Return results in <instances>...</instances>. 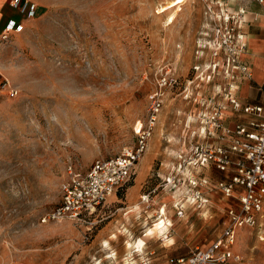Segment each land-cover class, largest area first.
<instances>
[{"label": "rangeland", "instance_id": "374dc122", "mask_svg": "<svg viewBox=\"0 0 264 264\" xmlns=\"http://www.w3.org/2000/svg\"><path fill=\"white\" fill-rule=\"evenodd\" d=\"M209 1L215 0L178 7L165 26L170 12L159 11L171 2L40 0L36 26L0 55L3 75L18 92L15 98L0 96V264H139L149 252L161 258L159 248L166 242L160 231L142 236L157 222L160 206L174 230L187 231L181 226L186 214L200 209L184 202L186 185L174 172L178 155L200 139L202 115L228 109L226 96L236 89L231 64L203 50ZM163 70L175 84L164 90L134 179L106 199L89 229L67 219L40 224L39 217L59 201L68 165L83 173L94 159L134 145L132 127L137 120L143 123ZM233 114L228 120L244 122L241 114ZM170 175L176 176L175 184L165 185ZM218 198L209 203L208 214L213 223L220 218L205 227L214 234L223 227L224 202ZM175 203L185 209L180 218ZM260 222L264 233V210ZM245 230L234 244L241 264H264V240H258L257 230ZM137 238L144 243L129 244Z\"/></svg>", "mask_w": 264, "mask_h": 264}, {"label": "built area", "instance_id": "2783aa9c", "mask_svg": "<svg viewBox=\"0 0 264 264\" xmlns=\"http://www.w3.org/2000/svg\"><path fill=\"white\" fill-rule=\"evenodd\" d=\"M19 14L33 17L37 7L29 0H7ZM177 3L181 7L192 0H161ZM264 0H215L205 3L203 16L209 24L203 33V50L210 53L213 60L229 62L231 74L250 78V71L239 62L245 53L246 35L242 28L246 22L247 11L244 3L261 5ZM235 4L234 8L227 3ZM23 31L22 24L9 23L0 33V43H7L10 35ZM175 84L170 71L163 70L156 79V93L148 102L143 123L135 121L132 127L135 143L126 146L105 159H94L83 173L73 171L68 165L66 179L59 183V201L39 217L40 224L62 219L75 224H83L88 229L94 224V216L103 203L114 195L117 189L132 180L135 166L141 160L148 138L155 126L156 116L162 107L164 90ZM16 88L0 74V96L15 98ZM226 103L234 113L241 114L244 122L227 124L222 118V109L214 108L202 115L203 130L186 153L178 155L174 172L180 176V184L186 185L184 202L195 211L208 207L211 199L222 200L223 224L218 236L206 248L193 247L186 255L168 257L167 264H241L242 257L232 252L236 231L251 228L256 231L258 240L263 241L260 219L264 210V106L242 104L235 94L228 93ZM210 169L224 175L211 180L202 171ZM165 178V185H174L176 176ZM178 179V180H179ZM177 180V181H178ZM175 215L180 218L184 207L175 203ZM157 222L165 219V213L158 211ZM160 228L166 226L163 222ZM164 235L160 237V240ZM142 255L139 264H146L147 255Z\"/></svg>", "mask_w": 264, "mask_h": 264}, {"label": "crops", "instance_id": "0c3cea01", "mask_svg": "<svg viewBox=\"0 0 264 264\" xmlns=\"http://www.w3.org/2000/svg\"><path fill=\"white\" fill-rule=\"evenodd\" d=\"M29 1L37 7L35 14L38 13L39 15L43 8V5L41 4L40 0H29ZM244 5L247 11V15L245 16L246 22L242 28V33L246 35V49H245V53L239 56V62L244 66H246L247 69H249L250 78L246 79L240 75H236L235 76L236 89L234 91V94L236 95L239 102H241L244 105L254 104L263 107L264 106V1L261 3V5H256L251 2H246L244 3ZM34 16L26 17L24 15H21L17 11V9L9 5L7 0H0V33L3 31L4 27L8 24V22H13L16 25L22 24L23 26V31L20 34L18 35L12 34L10 35L8 39L9 41L7 43H3V44L0 43V55L5 53L10 48L9 46H7L9 42L17 43L18 39L27 36L32 31L33 27L36 26L37 24V22L35 21L38 17L37 16L36 18H34ZM6 73H7L6 68L3 64H1V58H0V74L3 75ZM225 109L229 111V115L225 116L226 114H224L222 118L227 124H232L233 120L231 121L228 119H230L229 117L233 116L234 114L231 111L230 106L228 109L225 106ZM148 161L149 160L145 162L142 168L140 179L144 176V172L146 170ZM202 172L207 176H209L211 180L215 178L221 179L224 177L223 174L212 169H210L209 171L203 170ZM133 179L134 176L132 180ZM129 188H131L130 189L131 192H135V185H132ZM168 197H170L169 198L170 202L175 201L173 200L174 199L173 195L172 197L171 196ZM211 201L213 200L211 199ZM163 206L165 207V205ZM208 207L201 209L196 214H194L193 212L186 214L184 221L181 223L182 224L181 226L183 228L184 227L187 228L186 229L187 231L184 233H181L182 228L180 227L174 230V227H172L170 222L165 221L166 216L165 219L159 224L154 223L153 228H149L147 230L148 233L146 234V236L153 235L151 232L152 230L155 232V234L160 231L158 236L161 237L164 235V238L161 241L166 243H164V246H160L159 248L161 249V252L159 253L161 258H157L156 255H153V252L149 254L150 256H147L146 260L149 261V264H167V259H165L166 258L165 256L167 255L168 257L186 255L193 247L199 246L201 248H206L207 246H209L215 240V238L218 236L219 233L214 234L215 231H213V229H206L205 227L209 226L210 224L212 226H215V224L217 223L220 217L219 216L216 217L215 222L213 223V219H214L213 214H210L211 216H209ZM158 211L165 212V208H161L160 206ZM157 213L158 212H155L156 215ZM195 215L197 217V220L195 219L194 223L192 221V223L188 226L183 225V223H186L187 221L189 222L191 218L194 217ZM207 216L208 219H206ZM163 222L166 224V226L160 228ZM242 229L243 230L239 229L236 231L237 236L240 235V237H242L241 235L242 232L245 233V235L247 234V231L245 230L247 228H242ZM139 241L142 242V239L137 238L136 240H134L129 244H133L136 247ZM185 245L188 247L186 252L175 255L176 253L181 252V250L184 248ZM235 249H237V246L233 245L232 252L234 251L235 253H237Z\"/></svg>", "mask_w": 264, "mask_h": 264}, {"label": "bare ground", "instance_id": "6f19581e", "mask_svg": "<svg viewBox=\"0 0 264 264\" xmlns=\"http://www.w3.org/2000/svg\"><path fill=\"white\" fill-rule=\"evenodd\" d=\"M178 3V2H177ZM177 3H174V4H172V2L171 3H169V4H165L164 6H162V9L159 11V14L160 13H166L167 11H169L170 13L168 14V17H167V19L165 20V26H169L170 24H172V22H173V20H174V18H175V14H176V12H178V11H180L181 9H179L178 7L176 8V4ZM171 4V5H170ZM188 98V97H187ZM222 113L223 114H226V109L224 108V109H222ZM201 121H199L198 120V124L199 125H201ZM198 127H200V129H201V132H202V130H203V126H198ZM200 132V133H201ZM198 133V132H197ZM199 134V133H198ZM151 139V137H149L148 138V142H149V140ZM148 145V144H147ZM148 148V146H146V149ZM144 197H146V196H144ZM174 205V204H173ZM172 205V206H173ZM162 214H163V211H160ZM166 222H168V220H166ZM155 223H157V224H159L160 222H155ZM142 236H146V233L144 232V234L142 235ZM145 244H143V246H144ZM143 246H142V248H143ZM141 248V249H142ZM135 250L133 251L134 253H136L135 255H138L139 254V250H137L136 248H134ZM132 252V253H133ZM131 260H132V258H130Z\"/></svg>", "mask_w": 264, "mask_h": 264}, {"label": "snow or ice", "instance_id": "6c2138e0", "mask_svg": "<svg viewBox=\"0 0 264 264\" xmlns=\"http://www.w3.org/2000/svg\"><path fill=\"white\" fill-rule=\"evenodd\" d=\"M10 24L12 23V22H9Z\"/></svg>", "mask_w": 264, "mask_h": 264}]
</instances>
